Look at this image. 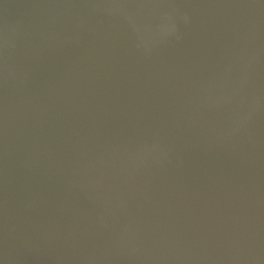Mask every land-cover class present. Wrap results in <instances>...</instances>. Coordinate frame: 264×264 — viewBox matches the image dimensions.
<instances>
[{"label": "water", "instance_id": "95a60500", "mask_svg": "<svg viewBox=\"0 0 264 264\" xmlns=\"http://www.w3.org/2000/svg\"><path fill=\"white\" fill-rule=\"evenodd\" d=\"M0 264H264V0H0Z\"/></svg>", "mask_w": 264, "mask_h": 264}]
</instances>
